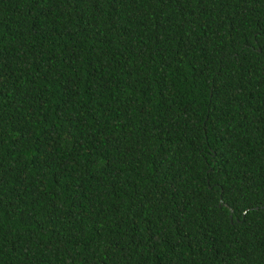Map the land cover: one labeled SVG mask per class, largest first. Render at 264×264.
Wrapping results in <instances>:
<instances>
[{
    "label": "trees",
    "instance_id": "1",
    "mask_svg": "<svg viewBox=\"0 0 264 264\" xmlns=\"http://www.w3.org/2000/svg\"><path fill=\"white\" fill-rule=\"evenodd\" d=\"M0 264H264V0H0Z\"/></svg>",
    "mask_w": 264,
    "mask_h": 264
}]
</instances>
